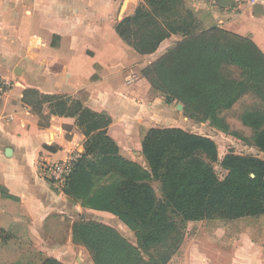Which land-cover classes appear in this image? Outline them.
Masks as SVG:
<instances>
[{
	"label": "crops",
	"instance_id": "0c3cea01",
	"mask_svg": "<svg viewBox=\"0 0 264 264\" xmlns=\"http://www.w3.org/2000/svg\"><path fill=\"white\" fill-rule=\"evenodd\" d=\"M183 1L199 27L248 38L264 54V0ZM141 2L0 0V77L12 83L0 98V264H41L47 258L74 264L78 254L88 255L73 239L76 221H96L118 233L123 228L112 214L69 199L41 178V160L57 163L71 153L81 156L85 136L76 117L53 113L51 104L42 106L40 126L39 117L22 103L25 90L65 96L107 114V135L120 156L143 168L141 142L149 129H183L178 125L183 113L165 105L141 75L181 37L171 35L153 54L139 55L115 31ZM131 68L138 79L128 86ZM198 223L186 224L183 241L167 264H264L262 245L247 231H190Z\"/></svg>",
	"mask_w": 264,
	"mask_h": 264
},
{
	"label": "trees",
	"instance_id": "16d2710c",
	"mask_svg": "<svg viewBox=\"0 0 264 264\" xmlns=\"http://www.w3.org/2000/svg\"><path fill=\"white\" fill-rule=\"evenodd\" d=\"M182 5V0H142L131 16L115 26L117 35L139 55L153 54L171 35L181 37L142 69L151 89L165 105H182L183 115L196 123H222L219 113L249 92L264 101V54L259 48L248 38L218 28L194 33L195 14ZM232 69L236 76L229 75ZM21 100L39 117L40 126H44L42 106L51 104L53 113L76 117L85 136L84 152L61 192L112 214L138 234L134 246L108 225L78 220L73 239L87 250L92 264H167L177 253L188 222L264 218L261 159L230 152L222 159L226 175L219 180L201 157L218 161L211 139L179 128H152L141 142L143 168L120 156L107 135L111 123L107 114L35 90H25ZM241 123L255 132L254 145L264 152L263 113L245 112ZM107 176L114 181L95 191V177ZM153 180L161 184L160 198L150 185ZM151 248L152 256L144 257L142 250ZM41 264L62 263L47 258Z\"/></svg>",
	"mask_w": 264,
	"mask_h": 264
},
{
	"label": "rangeland",
	"instance_id": "374dc122",
	"mask_svg": "<svg viewBox=\"0 0 264 264\" xmlns=\"http://www.w3.org/2000/svg\"><path fill=\"white\" fill-rule=\"evenodd\" d=\"M182 2H183V5H182L183 10H190L189 8L185 6L183 0ZM162 20L164 21V17H161V21ZM162 22L161 24H164ZM201 30H204V28L199 27V24L196 23V28L193 30V32L196 33ZM159 57H157L156 59H158ZM228 73L230 76L232 75L236 76L235 75L236 71L234 69H232L231 71H228ZM178 105L180 104H177V105L172 104V107L178 106ZM255 110L261 111L264 116V101L262 99H259L255 94L249 92L243 95L230 109L221 111L219 113V118H221L222 123L218 125L213 124L211 122L196 123L192 120H189L184 115L182 117L179 115L180 121L178 125L181 126L184 129V131L189 132L191 134L198 135V136L209 138L215 143L216 148H217V153H218V161L216 163H210L208 162L207 159H205L204 156L201 155V157L205 163H209L212 166L219 180H223L226 175V171L221 166L222 159L225 155H227L230 152H232L235 155L252 156V157H255V158H258L264 161V152L257 149L254 145L253 138H254L255 132L251 128L244 126L241 123V116L245 112L255 111ZM180 112L182 111H179V113ZM262 128H264V126ZM113 181L114 180L111 176H107L104 178L95 177L94 179L95 191L103 186L109 185ZM150 185L153 188L155 195L158 198H160L161 184L158 181L153 180L150 182ZM85 203L86 201L85 202L83 201V204ZM115 218L118 221L117 225L119 227L120 225L123 226L122 229H119V231L121 232L119 233L125 239H127L131 244H133L134 246H138L137 244L138 234L136 233V231L129 229L117 217ZM114 221L116 222V220ZM218 221L220 222H215L214 220H210V221L203 220V221H199L201 223L195 224L189 228L191 231V230H195L198 228H205V230H210V229L221 227V228H226L229 231L230 235H234L237 232H241V231H244V232L247 231L249 234L252 235V239L256 243H258L259 245H262V249L264 252V218H253V219L246 218V219L233 220V221H222V220H218ZM142 253L144 257L148 255L152 256L153 249L151 248L147 251L142 250ZM89 258H90L89 253L87 256H85V254L84 255L78 254L77 259L74 260L75 261L74 264H90Z\"/></svg>",
	"mask_w": 264,
	"mask_h": 264
},
{
	"label": "built area",
	"instance_id": "2783aa9c",
	"mask_svg": "<svg viewBox=\"0 0 264 264\" xmlns=\"http://www.w3.org/2000/svg\"><path fill=\"white\" fill-rule=\"evenodd\" d=\"M137 79L138 76L134 70L131 69L125 79V83L128 86H132ZM11 87V82H7L0 77V98L9 92ZM79 158L80 156L78 154L71 153L66 157V159L57 163H50L48 161L41 160L38 164L39 175L55 190L61 192Z\"/></svg>",
	"mask_w": 264,
	"mask_h": 264
},
{
	"label": "water",
	"instance_id": "95a60500",
	"mask_svg": "<svg viewBox=\"0 0 264 264\" xmlns=\"http://www.w3.org/2000/svg\"><path fill=\"white\" fill-rule=\"evenodd\" d=\"M177 107V110H179V111H183V107H182V105H178V106H176Z\"/></svg>",
	"mask_w": 264,
	"mask_h": 264
}]
</instances>
